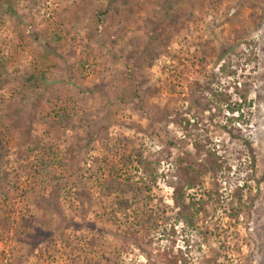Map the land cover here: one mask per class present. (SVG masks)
<instances>
[{"label": "rangeland", "instance_id": "rangeland-1", "mask_svg": "<svg viewBox=\"0 0 264 264\" xmlns=\"http://www.w3.org/2000/svg\"><path fill=\"white\" fill-rule=\"evenodd\" d=\"M119 2L0 0V264H264V0Z\"/></svg>", "mask_w": 264, "mask_h": 264}, {"label": "trees", "instance_id": "trees-1", "mask_svg": "<svg viewBox=\"0 0 264 264\" xmlns=\"http://www.w3.org/2000/svg\"><path fill=\"white\" fill-rule=\"evenodd\" d=\"M83 1V0H81ZM120 1L119 3L121 5H123V7L128 3V1L130 0H118ZM117 4V3H115ZM102 16V15H100ZM97 18H99V16L97 15ZM93 38H90L89 36V42H92ZM256 60L257 63H255V65L253 66V69L251 70V77H249L250 79V83L253 82H258L260 85H258V90H257V98L260 99H264V48L261 47L260 48V54L258 56H256ZM235 73V72H234ZM232 73V74H234ZM248 79V78H247ZM19 82V88H18V93L21 95V97L19 98L21 101H26V96L30 93L33 92L34 89H36V83H37V78L31 74L28 76H21L20 78H18L17 80ZM247 84V83H246ZM248 85V84H247ZM7 107L9 109V112H12V108L15 107L18 108L19 107V102H13V101H8ZM23 112V110H20ZM8 119V118H7ZM15 119V117H14ZM13 119V120H14ZM18 119V118H17ZM9 121L13 122L12 119H8ZM1 139H2V135H1V131H0V146H1ZM5 154L2 152V148H0V163L3 161ZM141 162V161H139ZM1 167V165H0ZM112 186H110L109 188H107V190H111ZM109 194H111L110 192H108ZM177 200V198H176ZM131 201L128 199H123L121 197H118V199L116 200V205L119 208V210H125L127 208H130L131 205ZM183 258V257H179V260ZM184 259V258H183ZM178 261V259H176ZM177 261H173L174 263ZM183 264H186L185 261H183Z\"/></svg>", "mask_w": 264, "mask_h": 264}]
</instances>
